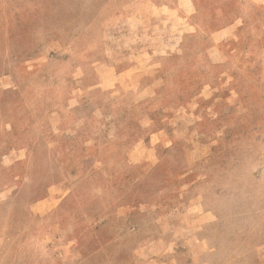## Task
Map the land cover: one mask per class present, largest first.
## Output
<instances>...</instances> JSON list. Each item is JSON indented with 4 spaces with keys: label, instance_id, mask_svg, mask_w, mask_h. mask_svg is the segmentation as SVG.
Wrapping results in <instances>:
<instances>
[{
    "label": "rangeland",
    "instance_id": "1",
    "mask_svg": "<svg viewBox=\"0 0 264 264\" xmlns=\"http://www.w3.org/2000/svg\"><path fill=\"white\" fill-rule=\"evenodd\" d=\"M0 264H264V0H0Z\"/></svg>",
    "mask_w": 264,
    "mask_h": 264
}]
</instances>
